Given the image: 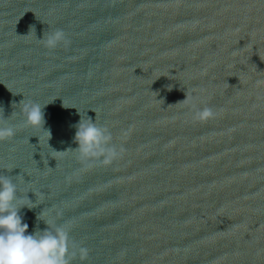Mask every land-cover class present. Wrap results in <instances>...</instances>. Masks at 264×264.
<instances>
[{
  "label": "water",
  "instance_id": "1",
  "mask_svg": "<svg viewBox=\"0 0 264 264\" xmlns=\"http://www.w3.org/2000/svg\"><path fill=\"white\" fill-rule=\"evenodd\" d=\"M0 108L27 234L65 226L72 264H264V0H0ZM87 116L124 149L110 165L72 150Z\"/></svg>",
  "mask_w": 264,
  "mask_h": 264
},
{
  "label": "clouds",
  "instance_id": "2",
  "mask_svg": "<svg viewBox=\"0 0 264 264\" xmlns=\"http://www.w3.org/2000/svg\"><path fill=\"white\" fill-rule=\"evenodd\" d=\"M30 32L35 34V29H30ZM38 40L50 50L70 44L62 29L44 33L43 38ZM190 100L191 98L185 95V98L177 103H188ZM43 106L32 101L23 103L22 126L43 130L47 135L48 144L51 133L43 127ZM191 107L194 121L205 122L215 118L216 113L211 108H198L195 103H192ZM0 112H3L2 108ZM75 128L73 140L77 147L72 150L77 153L82 163L92 165L99 162L110 165L122 156L124 149L122 146L118 148L112 142L113 136L107 126L97 124L96 120L87 116L86 119L81 117ZM16 131V125L9 124L5 118L0 117V141L11 139L16 135ZM18 193V186L13 179L8 175H0V264H72L77 257L80 260L87 258L88 249L77 246L75 241L71 240L68 228L46 221L41 213L38 219L43 220L47 227L27 234L28 224L23 222L20 209H31L36 204L28 196L22 197Z\"/></svg>",
  "mask_w": 264,
  "mask_h": 264
}]
</instances>
